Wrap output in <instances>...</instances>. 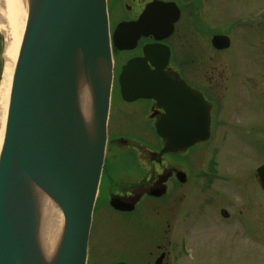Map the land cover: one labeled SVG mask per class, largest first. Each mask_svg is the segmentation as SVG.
Listing matches in <instances>:
<instances>
[{"label": "water", "instance_id": "water-1", "mask_svg": "<svg viewBox=\"0 0 264 264\" xmlns=\"http://www.w3.org/2000/svg\"><path fill=\"white\" fill-rule=\"evenodd\" d=\"M0 5L5 11L6 0H0ZM165 5L166 10L178 9L174 2ZM150 9L152 5H147L137 21L120 22L111 36L107 0H30L0 145V264L87 263L107 145L111 40L119 50H128L136 47L141 36L155 34L162 39L165 17ZM177 17L166 12V37L172 34ZM0 34L4 47L1 30ZM213 44L217 49L228 48L230 38L215 35ZM153 52L146 47L145 57L123 66L120 88L126 101L155 99L164 108L156 121V132L164 140L161 157L208 139L210 129L207 112L199 110L200 93L179 77L170 78L164 65L154 62ZM169 58L166 46V65ZM148 62L156 68L151 69ZM80 77L91 90V129L79 106ZM178 176L184 181V173ZM255 176L264 189V164ZM38 195L56 207L62 220L50 262L44 261L37 243ZM111 205L122 211L133 209L132 203L118 197Z\"/></svg>", "mask_w": 264, "mask_h": 264}, {"label": "flooded vegetation", "instance_id": "flooded-vegetation-1", "mask_svg": "<svg viewBox=\"0 0 264 264\" xmlns=\"http://www.w3.org/2000/svg\"><path fill=\"white\" fill-rule=\"evenodd\" d=\"M120 1L124 3L123 12H131V15L119 20L112 18L111 12H121V10L115 6L118 0H107L111 34L114 33L118 23L122 21H137L142 12H145L147 5H152V9L148 10L149 12H162L165 17L164 37L162 39H157L155 34L142 36L138 39L136 47L130 50H119L112 43L114 59L113 86L114 84L117 86L121 100L126 104L135 102L126 101L121 96L119 84L123 66L130 59L145 57V48L151 47L154 50L152 56L154 62L157 65L163 64L164 71L165 73L168 72L167 75L170 78L179 77L187 86L201 94H199L198 106L200 111L202 110V112H207L208 114L210 136L204 141H198L186 150L167 153L160 157L158 153L163 146V140L160 148L154 150L150 148L149 143H145L146 145L143 143L139 144V142L132 141L130 137L122 134L121 126L123 123L130 124L140 119L144 125L155 130L156 121L159 115L165 112L164 108L158 107L155 99H141L149 103L148 109H129L119 114L112 110L111 98L105 164L93 214L87 264H103L101 257L106 250V245L111 244L112 231L129 225L132 228L131 261L120 259L115 261L114 264L119 262L126 264H187L185 263V258L189 257L191 260L193 256L201 258L197 264H204L206 262L204 258L213 259L214 264H246L249 262L252 252L246 240L247 226L242 224L241 221L243 213L250 212L252 207L249 206L248 197H245L242 193L243 186L241 191L236 190L233 195L234 188L225 186L224 192L227 189V194L229 193L227 195L225 192L223 196L224 198L227 197L225 201L221 202V196V200L214 197L210 201L203 202L205 197H207L203 189L207 188L208 185L201 187L191 186L187 189V183L192 179L191 173L188 174L183 169L178 168V165L171 164L173 157H182L184 153L197 146V144H207L213 136V130L217 134V129L221 128L216 126L220 122L217 116L224 106V91L228 90L232 85V81H234L230 73H224V68L219 72V66H223V63H219L217 56H193L194 52L192 50H194V42L196 41V39H193V33L196 34V38L198 35L195 48L199 49L200 38L203 36V41L207 47L210 46L215 51H222L216 49L213 45V36L217 34L219 27L215 2L214 0ZM166 2L176 3L178 9L166 10ZM183 2L184 4H182ZM166 12H169V15H178L177 19L173 21V33L168 37H166ZM230 23L231 21H229L231 29L242 27L241 24L235 26V24L231 25ZM174 42H178L184 48L187 46L188 56L177 61L175 59ZM166 46L171 51L167 65ZM214 54H217V52H214ZM160 57L162 59H159ZM223 59L228 61L225 58ZM148 63L151 69L156 68L155 64ZM116 64L117 70L115 71ZM192 68H195V71L191 72ZM185 69L190 71L184 73ZM199 70L201 72H198ZM167 103L170 105L171 101L167 100ZM227 123L224 129L231 126L230 123ZM220 139L223 141L224 136H220ZM213 152L219 151L215 148ZM180 159L178 160L180 161ZM117 169H122L124 172L134 169L135 172L130 171L117 176ZM180 172L185 174L184 181H181L178 176ZM258 187L264 194V189L260 185ZM162 190H165V192L161 196L155 195ZM238 194L243 195L245 198L241 197L242 202L239 208L234 209L229 205L230 200L228 199L233 198L234 195L235 197L236 195L239 196ZM115 197L132 203L133 209L131 211L115 209L111 205V200ZM188 199L195 201L196 206L194 209L197 208V212L200 214L205 209L210 210L212 212L211 219L215 222L212 221L210 225L205 222L196 224L193 220L186 222V219L190 218V213L186 212V206H184ZM188 211H193V209H188ZM124 215H131L132 217L128 220V217ZM214 226H216L213 229L215 230L214 232H201ZM233 226L238 228L241 233L236 248H232L234 247L233 234L227 236L224 232ZM195 237H200L202 240L210 237L214 249L195 250L190 248L192 238ZM241 238H243L242 242ZM194 253L196 254L194 255ZM192 263L196 264L193 261Z\"/></svg>", "mask_w": 264, "mask_h": 264}, {"label": "rangeland", "instance_id": "rangeland-1", "mask_svg": "<svg viewBox=\"0 0 264 264\" xmlns=\"http://www.w3.org/2000/svg\"><path fill=\"white\" fill-rule=\"evenodd\" d=\"M214 2L219 18L217 34L229 36L231 46L222 51H215L210 46L207 47L202 36L199 49L195 48L198 35L196 38V34L193 33V39L196 41L194 42V50H191L195 57L217 56L219 63H223V66H219V72L224 68V73H230L234 80L228 90L224 91V106L217 116L220 122L216 127H221V131L217 129L216 134V131L213 130V136L207 144H197L184 153L182 157H173L171 164L178 165V168L183 169L188 174L191 173L192 179L188 181L187 189L191 186L208 185L207 188L203 189L207 196L203 202L210 201L214 197L221 200V196V202L225 201L227 197L224 198L223 196L225 192L226 194L228 192L227 189L224 192L225 186L234 188L232 195L235 194L236 190L241 191L243 186L242 193L248 197L249 200L247 201L252 207L250 212L243 213L241 221L247 226L246 240L252 252V256L246 264H264V194L254 177V170L264 163V0H214ZM123 5L124 3L120 0L116 2L115 6L121 12H111L112 18L119 20L130 17L131 12H123ZM229 21H231V25L239 26L241 24L242 27L231 29ZM1 44L2 39L0 40V85L3 75V46ZM174 48L177 61L188 56L187 46L184 48L178 42H174ZM115 67L116 71L117 64ZM189 71V69H185L184 73ZM193 71L195 68L191 69V72ZM148 108L149 103L146 100L139 99L132 104L124 103L117 86L114 84L112 90V110L114 112L121 114L129 109L145 110ZM226 122L230 123L231 126L224 129ZM121 128L122 134L130 137L132 141L139 142V144L149 143L150 148L154 150H158L162 144L155 130L144 125L140 119L130 124L123 123ZM220 136H224L223 141H221ZM215 148L219 152H213ZM130 171L135 172L134 169L127 172ZM127 172L117 169L116 175L120 176ZM238 195L228 199L230 200L229 205L234 209L239 208L242 202L241 197L245 198L243 195ZM184 206H186V212L190 213V218L186 219V222L193 220L196 224L205 222L207 225H210L212 221L215 222L211 219L212 212L210 210L205 209L200 214L197 212V208L194 209L195 201L188 199ZM188 209H193V211H188ZM127 217L130 220L132 216L128 215ZM215 228L216 226L209 227L208 230L201 232L211 233L215 231L213 230ZM224 232L227 236L233 234L234 247L232 248H236L238 239L241 237L239 229L233 226ZM131 233L130 225L112 231L111 244L106 245V250L101 257L103 264H114L120 259L131 261ZM240 240L242 242L243 238ZM212 244L210 237L203 240L200 237H195L192 238L190 248L212 250L214 249ZM191 260L197 264L201 258L193 256ZM191 260L187 257L185 263L193 264ZM204 260L206 261L204 264H214L213 259L204 258Z\"/></svg>", "mask_w": 264, "mask_h": 264}, {"label": "bare ground", "instance_id": "bare-ground-1", "mask_svg": "<svg viewBox=\"0 0 264 264\" xmlns=\"http://www.w3.org/2000/svg\"><path fill=\"white\" fill-rule=\"evenodd\" d=\"M30 0H6V10L0 5V30L3 35V75L0 85V145L3 141L9 92L14 64L19 52L24 27L29 13ZM7 16L8 23L4 24ZM79 106L89 129L93 124L91 90L85 78L80 77ZM36 199L38 207L37 243L46 262H50L56 252L62 231V220L56 207L42 196Z\"/></svg>", "mask_w": 264, "mask_h": 264}]
</instances>
